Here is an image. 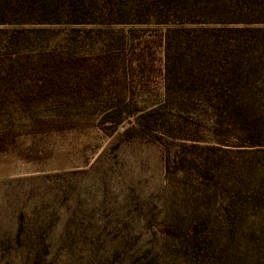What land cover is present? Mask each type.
<instances>
[{"label": "rangeland", "instance_id": "1", "mask_svg": "<svg viewBox=\"0 0 264 264\" xmlns=\"http://www.w3.org/2000/svg\"><path fill=\"white\" fill-rule=\"evenodd\" d=\"M72 27L95 30L82 43L90 52L115 34L109 28L135 30L162 63L155 47L166 25L54 28L63 37ZM19 72L14 106L0 111V264H264V145L254 146L264 144V87L241 122L226 100L189 107L200 140L172 143L178 152L167 167L163 143L124 141L134 118L116 124L119 116L104 112L119 91L162 88L157 73L105 71L98 91L111 92L108 100L33 104L21 101L29 77Z\"/></svg>", "mask_w": 264, "mask_h": 264}, {"label": "trees", "instance_id": "2", "mask_svg": "<svg viewBox=\"0 0 264 264\" xmlns=\"http://www.w3.org/2000/svg\"><path fill=\"white\" fill-rule=\"evenodd\" d=\"M92 24L166 25L155 47H162V63L149 56L151 47L138 45L141 36L132 29L109 28L115 34L107 33L106 45L90 52L82 43L94 29L72 27L65 38L64 30L54 28ZM49 33L45 46L24 47ZM0 42L12 49L0 48V111L14 106L12 77H20L19 70L29 77L21 101L33 104H92L103 95L108 100L111 92L98 91L105 71L160 75L162 88L119 91L104 112L118 115L116 124L134 118L121 134L124 141L163 143L167 167L178 152L172 143L200 140L190 134L189 107L226 100L241 122L255 88L264 87V0H0Z\"/></svg>", "mask_w": 264, "mask_h": 264}]
</instances>
